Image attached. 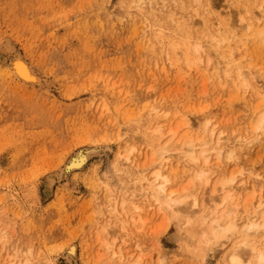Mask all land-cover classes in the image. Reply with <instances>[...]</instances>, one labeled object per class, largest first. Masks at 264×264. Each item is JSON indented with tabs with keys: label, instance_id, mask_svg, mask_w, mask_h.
<instances>
[{
	"label": "rangeland",
	"instance_id": "rangeland-1",
	"mask_svg": "<svg viewBox=\"0 0 264 264\" xmlns=\"http://www.w3.org/2000/svg\"><path fill=\"white\" fill-rule=\"evenodd\" d=\"M260 6L264 0H0V264H129L138 256L142 264H227L263 210ZM224 51L232 59L216 70ZM13 52L43 85L17 84L8 71ZM190 136L198 160L177 163L173 150ZM81 146L98 151L49 188L46 175ZM157 169L169 175L171 197L186 201L171 209L167 198L154 200L148 182ZM229 178L217 196L213 189ZM202 203L217 207L215 217L202 218ZM229 207L237 232L203 251L211 218L223 223ZM252 237L264 243L263 232Z\"/></svg>",
	"mask_w": 264,
	"mask_h": 264
},
{
	"label": "bare ground",
	"instance_id": "bare-ground-1",
	"mask_svg": "<svg viewBox=\"0 0 264 264\" xmlns=\"http://www.w3.org/2000/svg\"><path fill=\"white\" fill-rule=\"evenodd\" d=\"M260 9H261V6L259 8V12L261 13V16L264 17V11H262ZM207 28L208 27L206 26L205 29H207ZM257 33H258V35L261 36V34L263 33V29L262 28L258 29ZM222 40H224V39H222ZM200 47H202V46H200V44H198L196 46V49L199 50ZM13 51H15V50H13ZM11 55H10L11 57H9V70L8 71L17 80V84L19 86H24V87L30 86L32 88H35V87H40L41 85H43V81H44L43 77L41 76V74L39 75L36 72V70L29 64V62H27L25 60V58H23L19 53L17 54L16 52H13V54H11ZM219 56L222 58H225V57L229 58V57H232V52L226 54L224 51V53L223 52L219 53ZM229 59L231 60L232 58H229ZM225 61H226V58H225ZM225 61H224V59L223 60L222 59L217 60V62H215L216 70L219 68V65L221 63L222 64L227 63V61L226 62ZM17 64L21 65V67H17ZM230 69H231V67L229 68V70ZM236 70H238V73H240L238 68ZM225 72H228V71L225 70ZM238 76L241 77L240 75H238ZM238 76H237V78H238ZM244 78H246V77L244 76ZM244 82H246L245 86H247V83H249L248 81L243 80V83ZM263 126H264V113H262V115L260 116V118L258 120L257 127L259 129L260 127L262 128ZM154 132L156 133V135H154V136L157 137L158 139H160L161 136L163 135V133L161 132V127H159V126L154 128ZM172 134H176V130H174L172 132ZM171 140H172V137H170V139H168V141H165V144L167 145V143L170 142ZM127 142L128 141L126 140V143ZM185 144H186L185 147L182 146L179 148H175V150H173L174 154H175V156H173V157H176V159L174 158L176 160V162L179 163L180 161H183V160L185 161L186 159L190 160L192 162L197 161L198 157H196V155L194 154L196 144L192 140L191 136L187 140H185ZM161 148L163 149V151H165L164 150L165 147H161ZM97 151H98V149L96 147H93V146H91V147H87V146L78 147L67 158V160L61 166H59V168L55 172L52 171L46 175L47 176L46 178L49 182V188L51 187V184L55 182V180L57 181L62 177H63V179H67L68 175L73 170L82 169L84 167V165L87 163L89 156L92 153L97 152ZM201 151L202 152H200L199 154L204 158V164H207L206 161H207L208 152L206 150H201ZM166 161H168V160H166ZM171 163H173V162H171ZM164 164L169 165L168 163H165V162H164ZM165 165L163 166V168H166ZM204 175H205V172L203 170L196 171V176L198 178H202ZM168 176L169 175L164 174L161 169H157L153 172V179L148 182V186L154 190L153 196H154V200L156 202H160V204H162L161 198H165V199L167 198V200L164 201V204L166 203L169 206V208L171 207V209H172V206L174 204L183 202L185 200V198L184 197H182V198L181 197L180 198H172L171 197L172 194L175 192V190L167 191L168 188L166 185L170 181V178ZM231 179H233V178L220 180L219 184H218L219 186L215 187L213 189L214 193L216 190L219 191V192H216L217 193L216 195L218 196L223 191V189L225 188V185H227V183L231 181ZM67 182H68L67 185H72V186H74L77 183V181L75 179L71 180V182H69V181H67ZM252 187H254V186L252 185ZM216 195H213V196H216ZM168 198H171V199H168ZM226 201H228L227 197H224L221 200L220 205H222L223 202H226ZM197 204H198L197 198H194L191 201L190 206L195 207ZM229 204H230V201H229ZM262 205H264V202L259 203V207L263 208V210H261V211H259V213H257L259 221H256V222L249 221L245 227L246 232L243 235V237L241 238V241L239 240L240 242L239 241L235 242L236 244L239 243V244L243 245V246L239 245L238 246V247H240L239 249H241V250L244 249L246 251L248 250V253L246 255H242L241 253L237 252L238 247L236 250L232 247L234 250L232 249L231 252H229L230 254L227 253L228 256L226 255L227 256V264H264V243H262V244L259 243L260 245H257V243L254 244V238L252 237V235H255L257 232H260V231L263 232V235H264V207ZM230 208L231 207H229L226 211L223 210L224 212L222 214H224L227 217L226 220L224 218L225 221L223 223L219 222V220L222 216L221 217L219 216L220 217L219 219L217 218L214 220H213V218H211L212 221L210 220L211 221L210 224L207 225V227H209L208 232L210 233V237L207 234H205L206 232L203 231L204 233L202 235V239H200V242L202 243L201 246H202L203 251L208 245H210V243L213 242V240L217 241L220 237L224 236L227 232H234V231L237 232V228H239V226H237L236 223H234L232 221L233 218H235V217H232L231 219L229 218L230 213L233 214L232 213L233 211L228 212V210ZM199 209H200L199 211H201L200 213H201L202 218L206 221V219H208L209 216L215 217V214H216L215 210L217 209V207L213 208V207H211V205H206L205 203H202L201 208H199ZM258 209H260V208H258ZM185 215H186L185 221H183V222H186V223L191 222L192 220H191L190 214L187 213ZM208 223H209V221H208ZM184 224L185 223H183V225ZM104 245L108 249L112 248V244L108 243L106 241V238L104 239ZM242 247H244V248H242ZM65 251H66V255L69 259H71V260L75 259V257H76V245L73 244V242H70L67 245ZM129 264H142L141 263V256H138V258L136 260L131 261Z\"/></svg>",
	"mask_w": 264,
	"mask_h": 264
},
{
	"label": "snow or ice",
	"instance_id": "snow-or-ice-1",
	"mask_svg": "<svg viewBox=\"0 0 264 264\" xmlns=\"http://www.w3.org/2000/svg\"><path fill=\"white\" fill-rule=\"evenodd\" d=\"M17 67H21V65L17 64Z\"/></svg>",
	"mask_w": 264,
	"mask_h": 264
}]
</instances>
